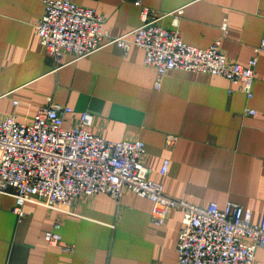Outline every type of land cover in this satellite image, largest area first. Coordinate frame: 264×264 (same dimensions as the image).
I'll return each mask as SVG.
<instances>
[{
    "label": "crops",
    "instance_id": "obj_1",
    "mask_svg": "<svg viewBox=\"0 0 264 264\" xmlns=\"http://www.w3.org/2000/svg\"><path fill=\"white\" fill-rule=\"evenodd\" d=\"M74 1L103 13L112 36L141 23L136 0ZM141 1L164 14L160 24L180 29L191 45L204 48L220 40L231 60L247 63L264 39V0ZM44 11L45 0H0V117L31 121L53 96L77 112H92L91 130L107 139L141 138L152 178L169 195L220 207L233 200L261 221L264 51L258 54L252 97L223 75L185 69H171L156 87L157 70L144 63L145 51L137 45L128 53L111 43L78 60L66 55L57 68L35 29ZM247 107L257 113L246 114ZM74 117L67 116L66 126ZM168 134L179 136L173 147L166 145ZM166 158L171 163L162 175ZM16 195L13 187L0 191V264H177L179 210L156 225L152 201L127 191L121 201L98 193L62 208L32 198L20 220L13 211ZM58 219L72 252L45 239ZM253 264H264V248L256 250Z\"/></svg>",
    "mask_w": 264,
    "mask_h": 264
},
{
    "label": "built area",
    "instance_id": "obj_2",
    "mask_svg": "<svg viewBox=\"0 0 264 264\" xmlns=\"http://www.w3.org/2000/svg\"><path fill=\"white\" fill-rule=\"evenodd\" d=\"M135 3L141 7V23L121 36H112L105 28L103 13L74 0H45L44 14L35 29L57 68L66 55L78 60L111 43L128 53L137 45L145 51L144 63L157 70L156 87L171 69H185L223 75L252 97L264 39L256 55L241 63L228 57L220 40L204 48L191 45L180 29L160 24L164 14L141 0ZM223 27L227 32L226 23ZM245 113L257 111L247 107ZM68 115L75 116L69 127ZM93 123L92 112H77L53 96L39 106L31 121H19L14 114L0 117V191L17 189L13 211L20 220L26 214V201L32 198L62 208L98 193L121 201L131 191L152 201L156 225H165L172 210L182 213L177 264H253L256 250L264 248V212L256 223L253 210L233 200L220 207L217 202L197 205L169 195L163 183L152 178L153 168L145 162L147 149L141 138L110 140L93 132ZM178 138L168 134L166 145L173 147ZM170 163L164 159L162 175L168 174ZM61 227L62 221L55 220L45 239L72 252L74 245L63 240Z\"/></svg>",
    "mask_w": 264,
    "mask_h": 264
}]
</instances>
